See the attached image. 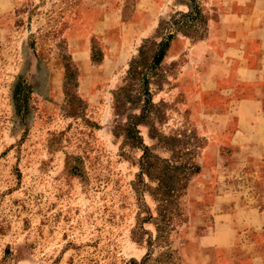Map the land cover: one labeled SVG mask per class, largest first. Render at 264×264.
<instances>
[{"label": "rangeland", "instance_id": "obj_1", "mask_svg": "<svg viewBox=\"0 0 264 264\" xmlns=\"http://www.w3.org/2000/svg\"><path fill=\"white\" fill-rule=\"evenodd\" d=\"M196 2L208 20L203 34L179 32L162 85L151 83L155 102L165 103L163 121L153 117L159 132L201 138L190 139L200 145V171L158 241L156 226L144 222L156 203L148 187L139 188L140 143L127 135L140 106V98L128 100V72L140 45L162 21L188 11L189 0H0V264H237L238 255L247 257L237 246H216L214 214L234 196L245 208L252 195L262 198V170L237 152L214 113L226 99L219 89L233 84L219 74L236 67L226 50L240 29L236 12L256 0ZM151 124L138 125L139 135L167 155L150 137ZM239 232L248 235L246 227Z\"/></svg>", "mask_w": 264, "mask_h": 264}, {"label": "trees", "instance_id": "obj_2", "mask_svg": "<svg viewBox=\"0 0 264 264\" xmlns=\"http://www.w3.org/2000/svg\"><path fill=\"white\" fill-rule=\"evenodd\" d=\"M189 3H187L188 11H177L169 19L162 21L156 35L140 45L137 54L130 62L128 72V79L131 81L127 93L128 100L138 97L140 106H137L139 111L130 116L127 135L132 141L138 140L140 143V154L136 160L139 168V188L142 187L144 190L145 187H148L147 191L156 203L155 214L149 212V217H146L144 222L151 221L156 226L158 241L165 238V230L172 226L174 219L179 214V201L189 180L200 171V165L196 161L200 145L199 143H190V139H194L196 142L200 141V136L197 133L190 136L174 130L160 133L156 122L153 121L155 116L162 118L159 121H163L165 103L163 100L155 102L151 83L156 79L158 88L162 85L165 78L164 75L162 76L164 60L173 40L179 32L188 36L202 35L203 26L208 22L196 0H189ZM67 74L70 79L69 65H67ZM133 93L136 96H133ZM148 119L152 120L150 137L157 139V146L164 148L167 155L158 152L153 146L155 143H145L139 135L138 125L144 124ZM145 178L151 183V186L146 183ZM150 256L149 251L144 260L147 261ZM160 261L162 264H175L167 260Z\"/></svg>", "mask_w": 264, "mask_h": 264}, {"label": "crops", "instance_id": "obj_3", "mask_svg": "<svg viewBox=\"0 0 264 264\" xmlns=\"http://www.w3.org/2000/svg\"><path fill=\"white\" fill-rule=\"evenodd\" d=\"M243 5L236 12L239 32L232 33L233 42L226 49L236 67L232 72L219 74V78L230 77L233 84L219 89L226 99L223 110L214 116L224 123L221 132L230 135L237 152L247 154V162L252 160L256 169L262 170L264 183V0ZM231 121L235 123L232 129ZM220 197L224 200L223 195ZM237 197L232 198L229 208L214 214L215 244L222 248L237 246L243 251L247 257L238 255L237 264H264V193L262 198L252 195L247 208ZM245 227L248 235L239 232ZM235 237H240L239 244L232 240Z\"/></svg>", "mask_w": 264, "mask_h": 264}]
</instances>
